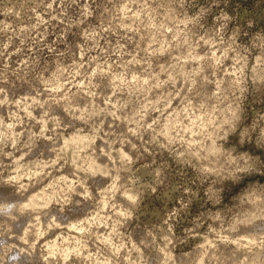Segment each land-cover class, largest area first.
<instances>
[{
  "label": "rangeland",
  "instance_id": "rangeland-1",
  "mask_svg": "<svg viewBox=\"0 0 264 264\" xmlns=\"http://www.w3.org/2000/svg\"><path fill=\"white\" fill-rule=\"evenodd\" d=\"M142 2L143 0H111L107 4L110 12L106 14L104 27L111 26L107 23L110 20L117 25L116 32L134 36L136 45L141 49H149L151 43L153 49H159L157 54L162 60L169 58L170 52L173 56L182 53L183 59L187 60L190 49L188 44H184L177 52L171 46L164 51L160 44L152 43L153 37L161 44L168 42L169 45L189 39L195 47L192 51L193 58L188 63L198 67L205 63L198 57L214 56L220 59L218 67H221L223 74L232 71L231 57L235 56L234 51L225 53L228 41L235 38V45L240 47L249 46L253 41H264V0H192L191 5H186V14L175 17V34L169 31L166 36L157 34L158 21L151 22L153 27L148 26L147 17L140 10ZM96 8L94 0H0V70L5 66L9 70H15L34 62L48 68L44 74L46 81H54L37 86L31 84L30 80H17L9 72L8 84L3 85L7 96H0V100L8 101L0 104V137L19 136L17 146L27 139L29 133L62 137L55 143L52 140L43 141L49 145V149L42 156L29 154L20 161L22 165L42 173L36 177L35 187H28L26 195H30L27 200L36 193L44 192L48 201L43 209H28L39 224L34 229L35 236L28 234L33 222L32 216L27 213L20 215L16 211V206L26 204L27 200H14L0 192V225L5 226L0 228V264H33V255L40 253L43 256L41 264H136L141 257L149 260L150 264H172L168 259L169 255L175 264H197L198 257L206 251L208 256L220 257L216 264H221V261H226L227 249L235 250L239 245H248L253 242L249 239L250 236L264 234V220L255 221L250 232L231 234L221 230L211 220L202 221V213L198 211L192 196L195 189L190 187V180L183 179L185 172L177 171L179 180L173 181L166 174L159 178L163 183H157L155 173L147 167L154 157L144 153L140 160H136V151L127 143L123 146L117 143L115 148L134 161L130 171L121 172L116 178H105L102 185L95 184L93 181L100 177L98 171L90 172L89 163L95 162L101 169L105 165L112 167L108 156L96 159L100 155V149L108 150L105 139L111 141L121 130L135 129L136 125L107 116L103 131L95 135L75 134L71 128L65 131L63 125L53 132V123L44 116L48 105L45 104L44 108L36 106L37 99L43 103L49 98L47 89L59 87L60 90L52 91L51 95L59 98L61 103H71V96L76 93L78 97H86L100 108H108L115 111L116 116H121V112L113 108V104L117 103L120 95L117 91L120 85L117 74L124 69L113 70L112 62L118 60L117 56H112L107 62L101 58L107 55L105 49L108 41L96 34L95 29L102 23L98 12L93 11ZM87 12L92 14L84 15ZM137 16L139 20L136 19ZM194 17L199 18L197 23H186L187 19ZM168 26L172 28L174 25L169 21ZM89 29L93 31L89 32ZM104 36L115 44L114 34L104 32ZM94 39H99L100 47L95 52L87 51ZM151 51L149 49V55ZM225 54L228 59L224 58ZM140 55L145 53L141 52ZM255 62V58L250 57L248 68L251 69ZM109 76L116 81L106 93L111 97V104L104 98L101 88L93 87L96 84H108ZM160 79L165 80L167 77L161 75ZM144 87L147 88L148 84L145 83ZM33 88L37 90L34 91ZM37 91L43 94L37 97ZM90 91L95 92L96 97L88 95ZM153 91L159 89L147 93L149 100L153 97ZM113 92L116 94L113 95ZM261 93H264V86ZM261 93H257L254 103L257 107L264 108V94ZM65 97L69 98L68 101H65ZM178 103V100L173 101L168 112L175 109ZM80 106L83 107V103ZM53 114L61 118L67 115L63 109L55 113L49 112V116ZM158 115V112L152 113L153 118ZM174 123L179 127L192 125L191 132L185 127L187 135L184 138L189 142L197 141L196 133L209 127L205 112L197 111L196 108L191 111L185 109L183 123H180L179 116ZM110 129L115 130V135L106 137L105 134ZM78 135L86 137L89 144L82 149L75 163L66 165L61 159L53 164V161H57V151ZM129 137L140 146L137 134L129 133ZM144 139L148 137L145 136ZM197 146L199 145H192L193 148ZM185 147L189 145L186 144ZM4 151L14 152L17 158L22 155V152L15 151L11 141ZM23 151L27 152V149ZM63 151L73 158L71 149ZM115 154L113 152V156ZM0 159L5 166L15 167L11 157ZM81 168H86L87 173L81 171ZM179 169H187L195 176V169L191 164H181ZM9 173L15 179L16 174L11 168L5 175ZM86 175L91 178L83 187H79L78 182H83ZM257 176L260 179L259 186H264V173H257ZM20 183L30 185L32 182L21 180ZM129 195L134 197L133 201L128 200ZM65 196L84 203L81 214L75 217H57L55 227L51 223H45L43 216L37 215L50 207H58L57 198L59 202H63ZM12 216H16L15 221L10 219ZM165 237L168 239L167 243ZM225 238L231 243H226ZM29 244L32 245L31 249ZM253 251L256 264H260L264 260V252L259 249ZM204 264H209L207 257L204 258Z\"/></svg>",
  "mask_w": 264,
  "mask_h": 264
},
{
  "label": "clouds",
  "instance_id": "clouds-1",
  "mask_svg": "<svg viewBox=\"0 0 264 264\" xmlns=\"http://www.w3.org/2000/svg\"><path fill=\"white\" fill-rule=\"evenodd\" d=\"M94 2L97 8L93 11L98 12L99 19L102 21L100 27L95 29L96 34L108 41L105 49L107 55L101 58L107 62L112 56H117L118 60L112 62L113 70L124 69L123 72L117 74V79L120 80L117 91L120 95L117 103L113 104V108L120 111L121 116H116V112L108 108H100L98 104L89 101L86 97H78L76 93L72 94L71 103H61L59 98L51 95L52 91H59V87L50 88L47 89L49 98L43 103L37 99L36 106L44 108L45 104L48 105L44 116L53 123L52 131L55 132L56 128L63 125L65 131L71 128L75 134L95 135L103 131L107 116H112L122 122L126 121L128 124H135V129L121 130L120 134L111 141L105 139L108 150L100 149V155L96 159L108 156L112 167L105 165L101 169L98 166L100 179L94 180L95 184L102 185L105 178H116L121 172L130 171L134 161L129 156L122 155L115 148L117 143L121 146L127 143L136 151V160H140L144 153L154 157L147 167L155 173L157 183H163V180L159 178L166 174L170 175L173 181L179 180L180 178L176 176L177 171L185 172L183 179L190 180V187L195 189L192 196L198 211L202 213V221L211 220L229 234L250 232L251 225L255 221L264 220V186H259L260 179L257 176V173H264V108L257 107L254 103L257 93H261V88L264 86V41L260 43L253 41L246 47L236 46L235 38L228 41L225 53L235 52V56L231 57L232 71L221 74L222 69L218 67L220 59L214 56L198 57L197 59L205 61L198 67H193L188 63V60L193 58L192 51L195 47L189 39L172 45L168 42L161 44L155 37L152 39V43L160 44L164 51L171 46L172 50L177 52L184 44H188L190 51L187 60L183 59L182 53L173 56L171 52L169 58L162 60L157 54L159 49H153L151 43L149 49L152 51L149 55V49H141L136 45L134 36L116 32L117 25L112 24L110 20L107 23L111 26L104 27L106 14L110 12L107 4L111 0H94ZM191 3L192 0H143L140 10L147 17L148 26L153 27L151 22L158 21L157 34L166 36L169 31L175 34V17L178 14L185 15L186 5H191ZM91 14V12L84 13L89 16ZM136 19L139 20V16ZM198 19V17L187 19L186 23L195 24ZM169 21L174 25L172 28L168 26ZM180 23H185V21H180ZM104 32L116 36L115 44H112L109 37L104 36ZM99 47V39H94L91 48L86 50L95 52ZM141 52L145 55H140ZM125 57H131V59H125ZM250 57H254L256 61L251 69L248 68ZM224 58L229 57L225 54ZM10 71L17 80H30L33 85L54 83V81L44 79L48 68L36 65L34 62L31 65L26 63L22 68L15 70H9L5 66L3 70H0V96H7L3 85L8 84ZM161 75L166 76L167 79L161 80ZM129 77L133 78L129 79ZM108 79V84H96L93 87L101 88L104 98L111 104V97L106 93L116 81L112 80L111 76ZM145 83L148 84L147 88L144 87ZM155 89L159 91H153V97L149 100L147 93ZM33 90L37 89L33 88ZM42 94L37 91V97ZM115 94L116 92H113V95ZM88 95L96 97L97 94L90 91ZM248 97L253 99H248ZM64 99L68 101L69 98ZM177 100L179 101L177 107L169 113L168 109L171 108L172 102ZM6 103H8L7 99L0 100V104ZM81 103L83 107L80 106ZM192 108L205 112L209 127L196 133L197 141L189 142L184 138L187 135L185 127L188 128V132H191L192 125L179 127L174 121L179 116L182 124L185 109L191 111ZM59 109H63L67 115L63 118L55 114L49 116V112L55 113ZM157 112L159 115L153 118L152 113ZM85 129H88V132H85ZM129 133L137 134V139L141 141L139 147L132 142ZM113 135H115V130L112 129L105 134L106 137ZM145 136L148 139L145 140ZM61 138L55 135L43 136L40 133H29L27 139L17 146L19 136L16 138L11 135L0 137V158L11 157L15 163V167L5 166L0 159V192L9 195L14 200H27L30 195H26L28 187H35L36 177L41 176L42 173L22 165L20 161L29 154L42 156L49 149V145L43 141L52 140L55 143ZM9 141L15 151L22 152L19 158L14 155V152L4 151ZM186 144L189 147L186 148ZM193 144L199 146L193 148ZM24 149H27V152H24ZM113 152L116 153L115 156ZM61 159L66 165L75 163L72 157L64 153L63 148L57 151V161L52 163ZM181 164H191L195 169V176L187 169H179ZM9 168L16 174L15 179L11 173L5 175ZM80 170L85 173L88 171L86 168ZM90 178L86 175L83 182H78V186L83 187ZM21 180H28L32 183L22 185ZM85 193H87V188H85ZM57 200L58 207H50L47 211L37 213L44 217L45 223H51L53 227L56 226L57 217H75L84 210V203L70 196H65L63 202H59V198ZM16 211L20 215L27 213L32 216L28 206L23 203L16 206ZM10 219L15 221L16 216ZM32 219L28 234L35 236L34 229L39 224L35 216H32ZM225 225L228 227L225 228ZM3 227L5 226L0 225V228ZM21 239H26V237H21ZM249 239L253 242L248 245H239L235 250L227 249L226 261H221V264H256L253 250L259 249L264 252V234L250 236ZM167 242L168 239L165 237V243ZM225 242L231 243L226 238ZM29 248H32L31 244ZM29 254L32 255V253ZM205 257L208 258L209 264H216V261L220 259L217 256H208L206 251L198 257L197 264H204ZM42 258V253L33 255V264H41ZM168 259L175 264L171 255ZM136 264H150V261L141 257ZM260 264H264V260H261Z\"/></svg>",
  "mask_w": 264,
  "mask_h": 264
},
{
  "label": "bare ground",
  "instance_id": "bare-ground-1",
  "mask_svg": "<svg viewBox=\"0 0 264 264\" xmlns=\"http://www.w3.org/2000/svg\"><path fill=\"white\" fill-rule=\"evenodd\" d=\"M88 144L89 143H88L86 137L78 135L76 138L70 140L69 143L66 146H64L63 150L71 149V151L73 152L72 154H73L74 161H76L77 158L80 156L79 154L81 153V151H83L82 149L85 146H87ZM89 164H90L89 170L91 173L98 171V167L96 166L95 162H91ZM127 198L130 201L134 200V197L132 195L127 196ZM46 199H47V197H46L44 192L43 193H36L35 195H32V197L29 200L26 201L25 205L28 206V209H31V210H35V209H39V208L43 209L42 208L43 206L45 207V205H48V201ZM73 226H74V228L76 227L75 225H73ZM67 254H66V256H67Z\"/></svg>",
  "mask_w": 264,
  "mask_h": 264
}]
</instances>
